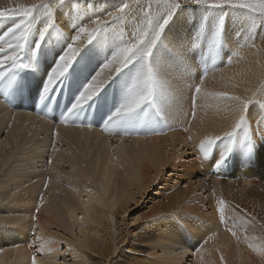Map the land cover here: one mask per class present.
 <instances>
[{"label": "bare ground", "instance_id": "1", "mask_svg": "<svg viewBox=\"0 0 264 264\" xmlns=\"http://www.w3.org/2000/svg\"><path fill=\"white\" fill-rule=\"evenodd\" d=\"M7 1L25 8L41 3ZM43 2L52 21L43 37L48 17L38 10L18 53L11 38L0 40V59L18 55L25 66L7 70L6 60L0 76V264H33L34 258L35 264H125L128 257L132 264H178L188 255L205 264H264V140L258 139L264 131L251 133L252 155L238 129L224 136L239 117L235 106L247 104L242 114L251 130L264 113V17L246 8L186 3L168 19L147 61L135 57L105 69L114 54L136 43L145 13L160 16L162 6L156 0ZM22 19L0 17V25ZM95 20L104 23L89 40L80 28L95 29ZM69 46L80 51L51 87L83 92L97 72L101 80L111 73L91 100L76 109L69 102V111L53 120L3 103L16 82L28 92L45 87ZM134 86L151 97L117 117ZM216 136L202 151L201 143ZM167 169L184 186L159 192L169 201L134 228L130 253L113 258L125 247L119 217L164 183ZM141 244L156 250L146 257L157 258L135 257L134 250L146 251ZM60 246L70 247L71 263Z\"/></svg>", "mask_w": 264, "mask_h": 264}, {"label": "snow or ice", "instance_id": "2", "mask_svg": "<svg viewBox=\"0 0 264 264\" xmlns=\"http://www.w3.org/2000/svg\"><path fill=\"white\" fill-rule=\"evenodd\" d=\"M158 4H162L163 14L162 16L152 15L148 12L145 13V24L146 27H142L138 30V36L136 43L125 46L120 49L116 54H114L110 60H108L103 68H109L114 62H119L121 66H126L131 62L135 57H141L145 61H147L148 56L150 55L151 49L155 44L156 40L160 36L162 29L165 24H167L168 19L171 17L173 11L178 6L177 0H156ZM195 3H203L204 0H193ZM223 2V0H221ZM229 2L234 3L235 6L248 8L253 11H257L260 13H264V0H258V2H250V0H229ZM43 12V14L48 17V24L45 25L44 29L41 31V37L44 36L45 31L51 25V9L48 3H44L41 0L39 4H32L30 7H21L17 5L16 8H4L0 10V17H14L21 16L23 19L20 23L15 24L14 28H11L7 33L4 34L3 37H0V40H3L5 37H10L11 41L9 42V46L13 48L14 53H18L19 50L22 49L25 40L30 34L33 27V18L34 13L37 11ZM124 11L123 8L117 10V12L110 13L109 17H115L118 13H122ZM94 24L97 25L95 29L89 31L88 28H80L81 33H87L88 39L91 40L94 34L99 30L100 26L104 23L101 20L93 21ZM4 49L0 48V52H3ZM79 48H74L69 46L64 54L60 57L58 63L55 68L50 73L47 83L45 85V91L48 90L60 77H62L67 71L69 66L74 61L77 56ZM18 55L7 56L4 59H0V76H3L4 70L3 66L6 60L11 61V66L7 70H11L14 68L25 67L24 65H20L17 63ZM121 67H117L115 69L116 72H119ZM100 73L97 72L96 76L91 80V82L84 88L83 92L77 98L76 102L73 104V109L79 108L80 106L86 104L89 100H91L103 87V85L111 78V73L109 76L105 77L103 80L99 79ZM196 92H200V88H196ZM150 92L148 91H139L135 88H130L128 91V99L124 105L117 111L115 114L117 117H121L122 115L129 113L139 107L141 104L147 102L150 98ZM232 100H238V97H231ZM247 107V104L244 103L242 106L237 105L234 107V110L239 112V117L234 121V124L231 126V130L225 132L224 136H231L233 133L241 128L244 125V115L243 110ZM63 123V122H62ZM105 131H108V127L104 128ZM219 139V136L215 138H208L203 143H201V150H206L207 147L211 146L215 141ZM223 203V201H221ZM39 209H37L38 211ZM139 220L137 216L136 219H132L131 223L135 224ZM33 264H35V258L33 259Z\"/></svg>", "mask_w": 264, "mask_h": 264}, {"label": "rangeland", "instance_id": "3", "mask_svg": "<svg viewBox=\"0 0 264 264\" xmlns=\"http://www.w3.org/2000/svg\"><path fill=\"white\" fill-rule=\"evenodd\" d=\"M250 2H258V0H250ZM186 3L203 4V5H206V6H217V7H220V8H222L224 6L243 8V7L235 6V4L229 2V0H223V2H221V0H204L203 3H195V2H193V0H177L178 6L173 11L171 17L175 13H177L179 11V9H180V7L182 5H184ZM160 5L162 6V4H160ZM246 9H248V8H246ZM249 10H251V9H249ZM251 11H253V10H251ZM253 12L257 13V14H261V16L264 17V13H260V12H257V11H253ZM162 14H163V8H161L160 16H162ZM263 85L264 84H262V86ZM263 95H264V91H263L262 96H261L262 98L264 97ZM254 123L256 125L254 130H251L249 128L248 124L244 123V125H242L241 128L238 129V136H237V138L239 140L249 139L248 144L245 145L244 147L245 148L247 147L249 149V153L251 155L253 153L252 149H253V144L255 142V140H253V138H251V133L253 132L254 134H257L259 128L264 131V113H262L254 121ZM258 139H260L259 141H263L264 140V138L262 136H260V135L258 136ZM258 139H257V141H258ZM230 152H231V150H230ZM187 153L189 154L190 152L188 151ZM192 158H194V155L191 157V159ZM226 159H227V157L224 159V162L226 161ZM187 160L189 161L190 159H185V163L187 162ZM163 177H164L163 178L164 183H162V184L158 183L159 185H156L154 190L152 192H150V194L147 196V199H143L142 201H139L136 206H132L131 205L130 210L125 214V216H120L119 217V220H118L119 222L117 223V225H118L117 229H118V231H120V236L125 238V240L123 241V244H122V246H125V247H123V249L120 250V253H116V254L114 253V255L112 254L113 258H117L119 254L122 255L123 253H130L131 249H129V248H130L131 245L128 242V238L134 236V228L136 226H140V225L144 224L145 222H148V220L150 218H147L146 214H147V216L150 215L148 213L150 211V209H151V211H152V208H153V211L156 208L161 209L160 205H163V204L167 203V201H169V200L165 201V198H167V197H164L163 199H162V197L160 198V193L159 192L165 186L168 187V186H171L172 184L173 185L174 184H180V187L184 186V184L181 183V181L178 182V179H176V176H175V174H174L172 169H167L164 172V176ZM183 206H185V205H183ZM137 216L139 217V220H137V222L135 224H132L131 223L132 219H136ZM144 219H147V220H144ZM121 220L124 221V223L121 222ZM102 238L106 239V236L104 235V236H102ZM114 238H115V236H113V239ZM99 244H101V243H99ZM140 246L144 247L146 249V251L144 252V254L141 253V254L138 255L137 250H134L136 253H134V251H133L132 254H134L135 257H140V258L144 257V258H147V260H152V261L157 258L155 256H147L146 257V255H153L156 252V250H152L150 247L146 246L145 244H141ZM94 248H97V245H95ZM59 251L62 252V254H61L62 256H64V257L66 256V260H65L66 262L71 263L73 261L74 254L69 253L70 252V247L60 246L59 247ZM93 256L95 258L98 257L96 255H93ZM191 257L192 256L188 255L183 260V262L178 263V264H195V263L197 264L198 261H199L198 264H205V261L203 262L200 259L196 260L195 258H194L195 259L194 260L193 257L192 258ZM122 259H124V257H122ZM132 263H134V261L132 260V257H128L127 259H125V264H132Z\"/></svg>", "mask_w": 264, "mask_h": 264}, {"label": "clouds", "instance_id": "4", "mask_svg": "<svg viewBox=\"0 0 264 264\" xmlns=\"http://www.w3.org/2000/svg\"><path fill=\"white\" fill-rule=\"evenodd\" d=\"M41 35H42V33H41Z\"/></svg>", "mask_w": 264, "mask_h": 264}]
</instances>
